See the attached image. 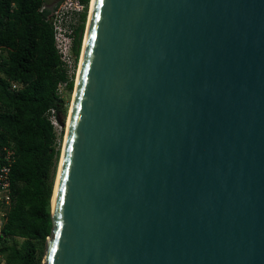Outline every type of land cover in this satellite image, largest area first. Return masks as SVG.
<instances>
[{"label":"water","instance_id":"1","mask_svg":"<svg viewBox=\"0 0 264 264\" xmlns=\"http://www.w3.org/2000/svg\"><path fill=\"white\" fill-rule=\"evenodd\" d=\"M58 121L42 264H264V0H92Z\"/></svg>","mask_w":264,"mask_h":264},{"label":"trees","instance_id":"2","mask_svg":"<svg viewBox=\"0 0 264 264\" xmlns=\"http://www.w3.org/2000/svg\"><path fill=\"white\" fill-rule=\"evenodd\" d=\"M74 31L72 53L79 57L89 0ZM46 0H0V159L11 152L12 203L2 227L4 264H42L52 227L51 197L60 156L61 133L50 109L67 115L58 85L73 89L57 53ZM75 65V64H74ZM62 132V131H61ZM21 239V242H16Z\"/></svg>","mask_w":264,"mask_h":264},{"label":"built area","instance_id":"3","mask_svg":"<svg viewBox=\"0 0 264 264\" xmlns=\"http://www.w3.org/2000/svg\"><path fill=\"white\" fill-rule=\"evenodd\" d=\"M90 2L91 0L88 3L89 8ZM44 7H47L46 3L42 8ZM50 8L47 19L53 30L54 45L62 64L69 69L75 64L72 53L74 31L80 22V16L86 9V3L83 0H56V3ZM62 85L65 84L58 85L59 93H61ZM58 115L55 109H50L49 119L54 128L59 124ZM12 161L11 152L3 148V156L0 159V242L4 238L2 227L12 203L10 185Z\"/></svg>","mask_w":264,"mask_h":264},{"label":"rangeland","instance_id":"4","mask_svg":"<svg viewBox=\"0 0 264 264\" xmlns=\"http://www.w3.org/2000/svg\"><path fill=\"white\" fill-rule=\"evenodd\" d=\"M55 3H56V0H46V5L48 7H52ZM87 9L89 10V7ZM87 15H88V13H87ZM86 22H87V18H86ZM86 22H85V27H86ZM85 27H84V32H85ZM84 32H83V36H84ZM82 41H83V37H82ZM81 47H82V44H81ZM80 52H81V49H80ZM79 58H80V54H79L78 59L75 62V65L73 64L74 67L72 65V67L69 68V72H72L73 71V73H74L73 83H75V78H76V73H77V69H78ZM73 88H74V84H73ZM72 94H73V89L70 90L69 93H68V91L66 89V85H62L61 86V96L64 98L65 103L67 105V115H68L69 107H70V104H71ZM67 115L64 118V121L65 122H66V119H67ZM58 117L60 119H63L62 114H59ZM64 128L65 127H61L60 124H58L56 126V128H55L57 134H60L61 133V138H60L61 148H62L63 137H64V130H65ZM61 148H60V152H61ZM58 163H59V160H58ZM57 168H58V164H57ZM57 168H56V173H57ZM56 173H55V177H56ZM54 182H55V179H54ZM16 242L20 243L21 242V239H17ZM42 261H43V259H42ZM0 264H4V260H3L2 256H0Z\"/></svg>","mask_w":264,"mask_h":264},{"label":"bare ground","instance_id":"5","mask_svg":"<svg viewBox=\"0 0 264 264\" xmlns=\"http://www.w3.org/2000/svg\"><path fill=\"white\" fill-rule=\"evenodd\" d=\"M92 1V0H91ZM88 16V15H87ZM56 186V185H55ZM54 202V192H53V196H52V203Z\"/></svg>","mask_w":264,"mask_h":264}]
</instances>
